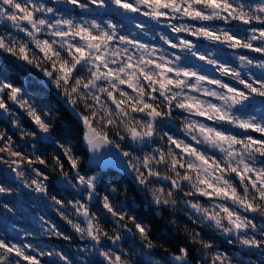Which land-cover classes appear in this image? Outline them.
<instances>
[{
  "label": "snow or ice",
  "instance_id": "obj_1",
  "mask_svg": "<svg viewBox=\"0 0 264 264\" xmlns=\"http://www.w3.org/2000/svg\"><path fill=\"white\" fill-rule=\"evenodd\" d=\"M102 15L107 18H97ZM136 16L166 27L176 40L158 33L165 49L135 39L137 32L124 34L125 21L148 34ZM234 22L245 27L236 29ZM0 25L12 29L0 32V53L16 62L0 59V195L19 196L21 187L35 193L90 242L77 248L82 255L70 257L23 242L37 233L13 224L8 232L14 235L0 233V264H43L45 257L51 264H189L188 247L170 252L152 239L134 200L117 205L108 194L100 196L97 176L83 173L75 147L57 127L53 100L40 94L48 87L71 110L93 161L119 165L151 205L179 206L197 226H185L188 243L199 246L196 264H245L205 239L204 231L229 245L264 250V60L240 54L264 56V0H0ZM180 34L231 50L238 65L222 61L219 48H202ZM10 69L30 73L36 87L29 91ZM57 181L82 198L65 202L52 194ZM97 197L103 215L89 206ZM69 206L80 219L65 214ZM17 207L0 202L13 216ZM252 216L261 218L259 226ZM35 222L42 235L72 240L43 215ZM128 236L140 246L125 250L120 242ZM157 248L167 260L154 258Z\"/></svg>",
  "mask_w": 264,
  "mask_h": 264
},
{
  "label": "trees",
  "instance_id": "obj_2",
  "mask_svg": "<svg viewBox=\"0 0 264 264\" xmlns=\"http://www.w3.org/2000/svg\"><path fill=\"white\" fill-rule=\"evenodd\" d=\"M251 1L255 0H246L245 3H251ZM257 2H262V0H256ZM62 6V5H61ZM60 6V7H61ZM65 7V6H62ZM67 7V6H66ZM73 14L79 13V9H72ZM88 14V13H85ZM107 18L104 16L103 19ZM120 18V17H119ZM122 19V18H120ZM222 23V22H220ZM235 23V22H234ZM236 24V29L242 28L243 25L238 23ZM260 25H257L259 27ZM157 27L159 32H163L169 35L173 40H176V36L173 35L170 31H168L164 27H158L153 24V28ZM262 27V26H260ZM134 26L129 24L126 27V30H133ZM127 34V33H126ZM130 34V33H128ZM127 34V35H128ZM183 36V34H180ZM140 36L144 40L143 34L140 33ZM157 37L158 33H156ZM213 47L218 48L216 45H212ZM220 48L225 49L223 46ZM227 50V49H226ZM243 54H247L254 61L264 60V56H261L259 53H254L247 50H240ZM230 58V57H229ZM0 59L8 61L10 64H16L15 61L11 60V58L7 57L6 54L0 53ZM18 66V65H17ZM11 74L13 76L19 75V80L25 88L29 91H32L33 88L36 87L35 84L30 83V73H17L14 70H11ZM35 71V70H33ZM252 71L259 76V69L253 68ZM227 81H231L228 78H223ZM42 96L47 97L53 100L55 104V112L58 117L57 127L60 129L61 134L68 138V140L72 143V145L76 149L77 155H79L81 159V169L83 173L91 176L95 174L98 178V191L100 196L104 194H108L113 202L117 205L121 203L127 204L129 201H135L134 209L135 214L139 215L141 219L148 223L152 229V239L154 241H158L159 244H162L164 248H167L170 252H175L179 247L186 246L190 249V260L189 264H196L197 260L200 258L199 253L194 251L193 249L198 248V245H191L188 243V236L185 233V226L188 227L189 230L196 228V225H193L191 221L187 219L184 212L177 207L174 211L171 208H156L154 205L150 204L148 199H145L144 194L140 191L139 187L135 183L134 177L127 172L123 171L120 166H116L110 163L105 164H95L92 163L87 155V152L84 148V144L82 142L80 127L75 121V117L72 116L71 110L66 105L65 101L56 93L54 88L48 87L45 88L41 93ZM23 121L25 124H29L26 116H23ZM175 131L179 132L178 129L182 127V123L180 120H176L175 122ZM14 131V130H13ZM257 137L259 134L255 133ZM17 140L19 137L17 135ZM49 153V159L53 151L55 149L53 147H49L47 149ZM66 163V161H65ZM48 171V170H45ZM49 175H55L54 173L49 172ZM115 188V191L112 189ZM52 194L57 195L59 198L63 199L65 202L74 199H81V194L77 193L74 189L65 188L59 181L56 182L55 186L50 189ZM32 193L28 192L27 189L20 188V197L14 192L13 195H0V202H6L11 206L17 207L21 204H26V211L24 212L21 207H17L16 215L13 216L11 213L5 212L2 208H0V233L7 232V228L5 225H16L18 229H23L24 231L36 232L37 235L34 237H28L26 240L32 243L33 245H38L42 247V245L46 246L48 249H55L57 251H63L67 253L70 257L81 255V253L77 252V248L80 245H84L85 241H82L78 234L71 228L69 224H67L64 220H62L55 211H53V207L49 206L48 203H45L43 198L40 197L37 203L30 197ZM39 203V204H38ZM91 210L93 212H100L103 215L102 206L100 205V198L97 197L95 200L90 202L89 204ZM66 215H69L73 220L80 219L74 215L73 209L71 207H67L63 209ZM40 215L45 216L46 219H49L57 227L67 235L72 237V240L65 241L58 237H48L46 235L40 234V229L38 223L35 222V219ZM31 218L33 220H31ZM175 220V223L172 221ZM4 221V223H3ZM107 230L112 231V225H106ZM205 239L211 237V239L216 243L219 240H216V234L211 233L210 231H204ZM8 235H10L8 233ZM11 236V235H10ZM161 236H164L165 239H160ZM120 244L125 247V250L131 249L134 246L139 247V241L135 238L128 236L125 240L121 241ZM85 246V245H84ZM110 244L105 241V247H109ZM220 247H223V244H219ZM154 258L160 259L164 258L168 259V253L165 252L162 248H157L154 250ZM95 257V256H94ZM94 259V258H93ZM135 259V257H133ZM98 260V259H97ZM44 261L50 262L47 257L44 258ZM62 263V262H61ZM252 263L264 264V256L259 257L255 255V261Z\"/></svg>",
  "mask_w": 264,
  "mask_h": 264
},
{
  "label": "rangeland",
  "instance_id": "obj_3",
  "mask_svg": "<svg viewBox=\"0 0 264 264\" xmlns=\"http://www.w3.org/2000/svg\"><path fill=\"white\" fill-rule=\"evenodd\" d=\"M246 1V0H245ZM247 3V2H246ZM261 3V2H260ZM247 4H252V5H255V4H259V2H257L256 0L255 1H251V3H247ZM61 5H59V7H60ZM62 6H65L66 7V5H62ZM99 11H103V10H99ZM77 14H79V13H74V15H77ZM83 15L84 16H86V17H91V16H94V15H88V14H85V13H83ZM98 18V17H97ZM99 19V18H98ZM106 19V18H105ZM180 22H186V23H190V24H197V23H199V22H195V21H172V23H180ZM214 26H219V27H230L229 25H224L223 23H220V21H215V22H211ZM235 27H236V24H235ZM243 27H245V26H242V28ZM255 27H257V25H255ZM260 27V26H259ZM148 32L149 33H151V35H150V37H153V34H155L156 35V33H160L159 31H158V28L157 27H154V28H152V29H149L148 30ZM183 36H184V34H183ZM135 39H137V40H140V41H142V42H144L143 41V38L140 36V35H136L135 37H134ZM184 38H186V39H192L195 43H197V44H199V45H201L202 46V48H216V47H213L211 44H209L208 42H206V41H196L193 37H188V36H184ZM145 43V42H144ZM153 44V43H152ZM221 46H218V48L220 49V52H219V58L222 60V61H225V62H228V63H230L232 66H236V65H238V61H236L235 59H234V56H235V54L231 51V50H229V49H227V48H225V49H223V48H220ZM163 48H165L166 49V47H163ZM227 49V50H226ZM168 51H170V50H168ZM240 54H243V52H241L240 51ZM244 55V54H243ZM245 55H247V54H245ZM248 56V55H247ZM230 57V58H229ZM249 57V56H248ZM201 70L203 71V72H205V74H207V75H209V76H212V75H216L217 77H218V73H216L213 69H211L210 67H205V66H201ZM259 71H261V70H259ZM219 78V77H218ZM227 82H229V81H227ZM229 83H233L232 81H230ZM234 86H236V87H242V86H239V85H234ZM197 119H200V118H197ZM203 122H206L207 123V121H203ZM176 134L177 135H180V136H182V133H180V132H176ZM250 135H253V136H255V137H257L256 135H255V133H249ZM257 138H259V137H257ZM185 139H187L186 137H185ZM188 142H190L191 143V141H188ZM123 143V142H122ZM205 150H207V149H205ZM209 151V154L210 155H219V153H213V152H211V150H208ZM101 164H105L104 162L103 163H101ZM18 197H20V196H18ZM30 197L34 200V202L35 203H37V201H39L40 199L39 198H37L36 197V194L35 193H32L31 195H30ZM201 199V202L202 203H205V204H207L208 203V201L207 200H205L204 198H200ZM39 204V203H38ZM20 206H22L21 208H22V210L25 212L26 211V204H21ZM249 215H251V214H249ZM253 220H254V222H256L257 224H258V226H259V224L261 223V218L260 217H258V216H252L251 217ZM31 220H33L32 218H31ZM3 223H4V221H3ZM11 226L12 225H10V226H8V225H5V228H7V230L8 229H10L11 228ZM10 235H14V233H12V232H8ZM216 240H219V241H217L216 243H215V245H216V247L219 249V250H221V251H226V252H228L229 254H231V255H233V256H236L237 254H239V256H240V258L245 262V264H257V263H252V262H254L255 261V255H257V256H259V257H263L264 256V254H262V253H264V250H256V249H247V248H241V247H238V246H236V245H229L227 242H226V238H224V237H222V236H220V235H218V234H216ZM23 242H27V243H30L29 241H27V240H24ZM220 242H221V244H223V247H220L219 246V244H220ZM90 242L89 241H85V243H84V245H88ZM84 245H80V247H83ZM42 248H46V249H48L46 246H44V245H42ZM82 255V254H81ZM168 257V256H167ZM92 258H94V260H97V259H99V257H92ZM48 259V258H47ZM21 264H24V262H21ZM43 264H51L50 262H46V261H44L43 260ZM62 264V263H61Z\"/></svg>",
  "mask_w": 264,
  "mask_h": 264
},
{
  "label": "flooded vegetation",
  "instance_id": "obj_4",
  "mask_svg": "<svg viewBox=\"0 0 264 264\" xmlns=\"http://www.w3.org/2000/svg\"><path fill=\"white\" fill-rule=\"evenodd\" d=\"M95 11H99V10H95ZM95 11L93 13H88V15H95ZM100 12L102 13L103 11H100ZM109 14H111V13H109ZM98 18L99 19H103L104 16L102 15V16H100ZM137 20H139L142 23L148 25L149 26V29H152L153 28V24H155V22H152V21H149V20H145V19H137ZM163 23H167V22H163ZM128 25H129L128 21H125V28L123 29L124 34H126V33L128 34L130 32H137V34L140 35V33L138 32V30H136L135 28L133 30H130V31L129 30H126V27ZM164 28H166V27H164ZM167 30L169 31V29H167ZM5 31H12V29L8 28L6 25H0V32H5ZM17 35L22 36L23 34L17 33ZM150 35H151V33H149V32L145 36L143 34V36H144V40L143 41L145 43H148V44L152 45L153 47H157V48H163V47H166L167 48V46L163 44V42L159 39V37L155 36V34H153V37H150ZM170 51H172V50H170ZM205 67H210V66H205Z\"/></svg>",
  "mask_w": 264,
  "mask_h": 264
},
{
  "label": "water",
  "instance_id": "obj_5",
  "mask_svg": "<svg viewBox=\"0 0 264 264\" xmlns=\"http://www.w3.org/2000/svg\"><path fill=\"white\" fill-rule=\"evenodd\" d=\"M120 18L123 19V17H120ZM135 19H145V20H149V19H147V18L140 17V16H136ZM149 21H151V20H149ZM152 22H154V21H152ZM84 148H85V150H86V152H87V155H88V157H89V159H90V161H91L92 163H95V164H101V163H103V162H95V161H93V160L91 159V154L88 153L87 148H86L85 145H84ZM116 166H119V165H116Z\"/></svg>",
  "mask_w": 264,
  "mask_h": 264
}]
</instances>
